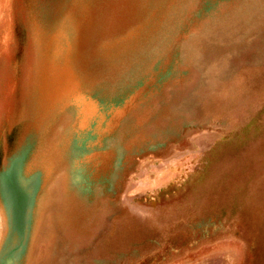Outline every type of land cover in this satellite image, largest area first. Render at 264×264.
Segmentation results:
<instances>
[{"label": "rangeland", "instance_id": "rangeland-1", "mask_svg": "<svg viewBox=\"0 0 264 264\" xmlns=\"http://www.w3.org/2000/svg\"><path fill=\"white\" fill-rule=\"evenodd\" d=\"M69 1L0 0V122L32 107L38 39ZM86 3L111 40L133 35L99 49L100 77L80 84L104 106L100 128L72 145L28 264H264V0ZM40 185L20 186L26 224Z\"/></svg>", "mask_w": 264, "mask_h": 264}, {"label": "crops", "instance_id": "crops-1", "mask_svg": "<svg viewBox=\"0 0 264 264\" xmlns=\"http://www.w3.org/2000/svg\"><path fill=\"white\" fill-rule=\"evenodd\" d=\"M83 1L80 4V0H70L62 29L50 36L45 32L38 39L43 47L39 50V82L31 100L32 107L23 112L18 122L9 121L8 116L5 123L0 122V152L6 157L2 171H7L12 190L18 194L14 213L3 201L0 190V264H28L32 242L40 239L48 224H55L52 217L46 220V208L52 201L51 193L63 192V162L76 160L72 159V145L81 136L100 128L96 123L102 118L99 105H94L99 95L93 88L80 92V84L91 87L100 77V68L94 66L95 61L104 56L99 49L105 48L107 59L133 35L129 34L122 41L111 40L110 32L103 25L93 24V7L86 3L89 0ZM70 33L75 36L74 41ZM80 128L86 132L80 134ZM16 166L19 167V185L14 181ZM35 176H39L41 185L38 192L32 194L33 205L28 208L32 219L30 217L26 224V204L20 186L27 188ZM11 239L14 240L13 250L6 254Z\"/></svg>", "mask_w": 264, "mask_h": 264}, {"label": "bare ground", "instance_id": "bare-ground-1", "mask_svg": "<svg viewBox=\"0 0 264 264\" xmlns=\"http://www.w3.org/2000/svg\"><path fill=\"white\" fill-rule=\"evenodd\" d=\"M93 15H95L94 12H93Z\"/></svg>", "mask_w": 264, "mask_h": 264}]
</instances>
